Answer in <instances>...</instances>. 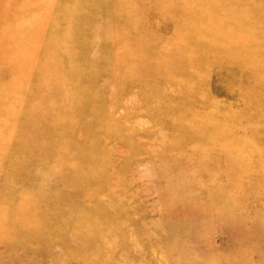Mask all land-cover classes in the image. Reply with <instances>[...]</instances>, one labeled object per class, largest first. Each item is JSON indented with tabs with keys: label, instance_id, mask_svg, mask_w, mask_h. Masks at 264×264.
I'll use <instances>...</instances> for the list:
<instances>
[{
	"label": "rangeland",
	"instance_id": "obj_1",
	"mask_svg": "<svg viewBox=\"0 0 264 264\" xmlns=\"http://www.w3.org/2000/svg\"><path fill=\"white\" fill-rule=\"evenodd\" d=\"M251 3L0 0V264H264Z\"/></svg>",
	"mask_w": 264,
	"mask_h": 264
},
{
	"label": "bare ground",
	"instance_id": "obj_2",
	"mask_svg": "<svg viewBox=\"0 0 264 264\" xmlns=\"http://www.w3.org/2000/svg\"><path fill=\"white\" fill-rule=\"evenodd\" d=\"M232 3H238V0H230ZM250 3L251 2H253V1H255V0H248ZM206 2V0H195V5H197L198 7H199V10H198V17H199V14H200V12L201 11H203V5H204V3ZM251 7H252V9H254L253 11L254 12H256V13H258V15L260 16V18L258 19V20H261V19H263V21H260V22H258L257 24H252L251 26H250V29L251 30H246L245 31V34L244 35H246V33L247 32H249L253 37H256L258 34H261V35H264V4H254V3H251ZM240 9L241 10H239V11H236L235 13L237 14V15H239L241 18H242V21L244 22L245 20H246V16L248 15V14H250V13H252V11H245L246 9L244 8V7H241L240 6ZM220 9H217V11H216V16H219V18H222L221 17V15H220ZM234 14V13H233ZM224 21V20H223ZM174 22V21H173ZM226 24V23H225ZM204 27H197L195 30L197 31L198 30V32H197V35H198V37H200L201 35H200V32H201V30H203L204 31V29H203ZM229 28H232V27H229L228 26V29ZM185 31H186V33L188 34L189 33V30L187 29V28H183ZM208 35V34H207ZM243 35V36H244ZM243 36H240L241 38L243 37ZM228 38H231V35H229V33H228ZM260 40V39H259ZM260 44H262V42L261 41H258ZM258 48V47H257ZM248 49H246V50H242V51H234L235 53H236V56L237 57H239L242 61H243V63H245V65H248L247 64V62H246V58H245V53H246V51H247ZM257 52H263L264 53V47H259V49H257ZM234 54V53H233ZM246 54H248V53H246ZM257 64H259V63H256V64H253L252 66H255V65H257ZM260 65V64H259ZM260 67H264V66H260Z\"/></svg>",
	"mask_w": 264,
	"mask_h": 264
}]
</instances>
